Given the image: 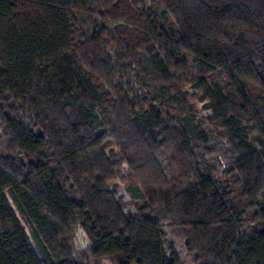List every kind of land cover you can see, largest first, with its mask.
<instances>
[{
  "label": "trees",
  "instance_id": "obj_1",
  "mask_svg": "<svg viewBox=\"0 0 264 264\" xmlns=\"http://www.w3.org/2000/svg\"><path fill=\"white\" fill-rule=\"evenodd\" d=\"M166 229L264 264V0H0V264H185Z\"/></svg>",
  "mask_w": 264,
  "mask_h": 264
},
{
  "label": "rangeland",
  "instance_id": "obj_2",
  "mask_svg": "<svg viewBox=\"0 0 264 264\" xmlns=\"http://www.w3.org/2000/svg\"><path fill=\"white\" fill-rule=\"evenodd\" d=\"M184 85H185V83H184ZM114 184L117 187L118 194L122 195V197L125 201H127V202L130 201L131 200L130 194H129V191L127 188L131 185V182H130V179L128 178L125 165L122 166L120 173L118 174V176L113 181H111L110 185H114ZM125 211L134 213V208L129 203V205L126 206ZM165 232H166L168 240H171L172 242H174V244H176L175 245L176 246L175 252L178 253V255L182 258V260L185 261V264H192L189 256L186 255V252L184 251V249L181 248L180 242L178 240L173 239L170 236L169 231L167 229L165 230ZM73 237H74V243L76 246H78L80 248H85L87 246V239L81 230H77L74 233ZM89 264H111V263L107 260H99V261L89 260Z\"/></svg>",
  "mask_w": 264,
  "mask_h": 264
}]
</instances>
